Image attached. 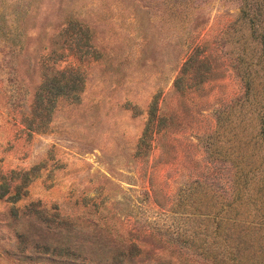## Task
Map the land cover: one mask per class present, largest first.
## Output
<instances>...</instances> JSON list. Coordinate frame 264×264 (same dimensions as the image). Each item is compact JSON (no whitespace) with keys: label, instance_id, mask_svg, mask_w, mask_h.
Segmentation results:
<instances>
[{"label":"rangeland","instance_id":"374dc122","mask_svg":"<svg viewBox=\"0 0 264 264\" xmlns=\"http://www.w3.org/2000/svg\"><path fill=\"white\" fill-rule=\"evenodd\" d=\"M0 194V264H264V0H0Z\"/></svg>","mask_w":264,"mask_h":264},{"label":"trees","instance_id":"16d2710c","mask_svg":"<svg viewBox=\"0 0 264 264\" xmlns=\"http://www.w3.org/2000/svg\"><path fill=\"white\" fill-rule=\"evenodd\" d=\"M231 147H233V145L231 146ZM231 150V149H230ZM1 195V194H0Z\"/></svg>","mask_w":264,"mask_h":264}]
</instances>
